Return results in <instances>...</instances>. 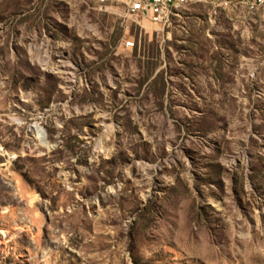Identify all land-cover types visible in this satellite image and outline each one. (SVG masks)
<instances>
[{"label":"rangeland","instance_id":"obj_1","mask_svg":"<svg viewBox=\"0 0 264 264\" xmlns=\"http://www.w3.org/2000/svg\"><path fill=\"white\" fill-rule=\"evenodd\" d=\"M0 264H264V9L0 0Z\"/></svg>","mask_w":264,"mask_h":264},{"label":"built area","instance_id":"obj_2","mask_svg":"<svg viewBox=\"0 0 264 264\" xmlns=\"http://www.w3.org/2000/svg\"><path fill=\"white\" fill-rule=\"evenodd\" d=\"M101 5H106L109 2H115L117 0H95ZM176 1L184 0H129L128 9L129 12L135 15H141L150 23L156 25H162L167 23L166 12H172L173 8H176ZM264 1V0H256ZM250 3V2H249ZM249 3L247 8L249 9ZM126 45L129 48L134 47V42H127Z\"/></svg>","mask_w":264,"mask_h":264},{"label":"bare ground","instance_id":"obj_3","mask_svg":"<svg viewBox=\"0 0 264 264\" xmlns=\"http://www.w3.org/2000/svg\"><path fill=\"white\" fill-rule=\"evenodd\" d=\"M186 2H187V0H184V1H176V5H181V4H184V3H186ZM244 5L247 7V3L244 4ZM263 5H264V1H254V2H250V3H249V10H250V11H257V10H259ZM169 15H170V12H166V21L168 20Z\"/></svg>","mask_w":264,"mask_h":264},{"label":"crops","instance_id":"obj_4","mask_svg":"<svg viewBox=\"0 0 264 264\" xmlns=\"http://www.w3.org/2000/svg\"><path fill=\"white\" fill-rule=\"evenodd\" d=\"M125 1L128 2L129 0H125ZM204 1L227 3V4H243L244 5L246 3L254 2L256 0H204ZM261 8L264 9V5Z\"/></svg>","mask_w":264,"mask_h":264}]
</instances>
